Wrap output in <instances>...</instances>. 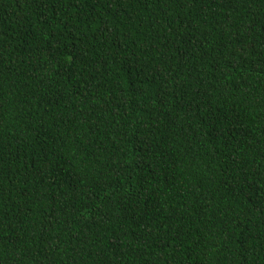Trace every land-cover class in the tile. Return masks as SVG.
<instances>
[{
  "label": "trees",
  "instance_id": "16d2710c",
  "mask_svg": "<svg viewBox=\"0 0 264 264\" xmlns=\"http://www.w3.org/2000/svg\"><path fill=\"white\" fill-rule=\"evenodd\" d=\"M0 264H264V0H0Z\"/></svg>",
  "mask_w": 264,
  "mask_h": 264
}]
</instances>
